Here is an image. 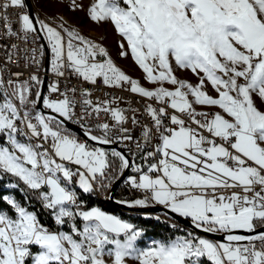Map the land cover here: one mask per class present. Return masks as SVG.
<instances>
[{
	"label": "snow or ice",
	"instance_id": "obj_1",
	"mask_svg": "<svg viewBox=\"0 0 264 264\" xmlns=\"http://www.w3.org/2000/svg\"><path fill=\"white\" fill-rule=\"evenodd\" d=\"M26 7L0 0L5 35H18L8 10ZM72 7L80 5L72 0ZM88 13L114 26L119 56H130L153 87L66 22L53 27L28 12L18 16L25 38L44 33L57 79L45 97L39 76L0 74V180L15 178L8 186L29 201L0 196L7 205L0 207V264H264V0H95ZM85 84L153 102L144 105L150 120L142 125L145 146L137 143L141 163L103 147L133 139L127 129L113 135L129 119L116 106L123 98L94 102ZM101 114L116 125L99 122ZM90 119L94 127L85 124ZM69 122L86 128V139ZM129 169L135 174L125 176ZM122 177L143 196L120 203L162 205L198 231L142 249L143 229L83 206L77 188L91 194ZM32 196L59 227L40 222Z\"/></svg>",
	"mask_w": 264,
	"mask_h": 264
},
{
	"label": "built area",
	"instance_id": "obj_2",
	"mask_svg": "<svg viewBox=\"0 0 264 264\" xmlns=\"http://www.w3.org/2000/svg\"><path fill=\"white\" fill-rule=\"evenodd\" d=\"M26 4V3H25ZM34 6V5H33ZM35 9V16L38 17L40 20L45 21L48 23L45 15L34 6ZM23 12H28V8L25 9H9L8 10V18L12 22L13 31L16 32L18 35L16 36H8L4 34L5 25L2 20H0V74L3 75L5 80L13 79V80H25L30 77V75H37L42 80L43 76H47V85L45 91V97L49 95L48 92V85L55 82L57 77L51 71V50H50V61H49V69L45 72V58H46V47L50 49V46L45 38L43 32H39V34H28L25 38L24 34L21 31V25L18 20V16ZM39 28V27H38ZM12 45H16V48H13ZM33 49L35 52H33ZM11 54L14 59L12 62H8L7 57ZM33 56H35V61L33 60ZM23 73V75L17 77L16 73ZM83 87L90 88L93 95L91 99L95 102L101 99H110L113 97H122L123 99L119 101L118 107L125 110V115L129 117L120 128H114L113 135L121 136L123 135V131L121 129H127L129 134L133 137L130 141H124L123 143L119 144L126 152L129 157H131L136 163H141L140 160L141 151L137 148V143L141 144L142 147L145 146L144 137L142 135V125L148 123L150 118L147 116V113L144 111L145 103H153L152 101H145L141 99L138 95L132 94L126 90L120 88H107L103 85L92 86V85H83ZM110 94V95H109ZM77 100H80L79 93H77ZM155 106V104H153ZM135 110V111H133ZM81 112L80 104H77V113ZM140 121V123L134 124L132 123V117ZM94 119H90L85 121V124L88 126H93L95 124ZM99 122H107L110 126L116 125V121L111 118L110 114L104 115L101 114ZM72 123V122H69ZM80 127L79 124L72 123ZM81 128V127H80ZM84 130H87L84 128ZM76 134L75 132H73ZM80 137V136H79ZM81 139H84L80 137ZM155 144V141H153ZM109 151L111 149H108ZM145 150H151V148L145 147ZM130 170L129 175H134ZM123 184L127 187H130L127 183L124 182ZM78 190V188H77ZM100 188H97L95 192L91 193L93 196H100ZM78 193V192H77ZM142 196L143 193L141 192ZM79 195V194H78ZM138 197V198H142ZM80 197V195H79ZM136 198V199H138ZM135 200V199H134ZM80 201L85 204L84 200L80 197ZM126 201H133V200H126ZM155 205V204H153ZM151 206V205H150ZM131 215H141L144 217H148L155 222L167 224L171 227L172 224H177L182 234L184 231H195L189 227H186L181 222L175 220L172 216L167 213H141L135 211H128L123 210ZM159 217V219H156ZM172 228V227H171ZM173 229V228H172ZM175 230V229H173ZM200 235H203L199 233Z\"/></svg>",
	"mask_w": 264,
	"mask_h": 264
},
{
	"label": "rangeland",
	"instance_id": "obj_3",
	"mask_svg": "<svg viewBox=\"0 0 264 264\" xmlns=\"http://www.w3.org/2000/svg\"><path fill=\"white\" fill-rule=\"evenodd\" d=\"M31 2L35 7L42 11L51 26L59 27L61 23L66 22L65 27L70 26L85 37L104 46L109 51L110 55L118 64V66L121 67V69L124 70L128 75L135 79H139L141 84L145 87H153L143 79L142 71L138 68V66L135 65L130 56H119L120 49L118 42L121 40V37L115 31L114 26L107 21L97 23L89 18L88 10L95 0H75L76 4L80 5V7H76L75 9L72 7V0H31ZM178 75H180L182 78L191 80L193 83L196 82L195 78L189 72L178 70ZM125 221L131 223L128 220ZM132 224L137 228L142 229L138 224ZM176 235H181V233ZM154 239L159 240L160 238H153L143 234L141 240L138 241V246L142 249L147 248L151 246V242ZM127 264H138V262L133 259H128Z\"/></svg>",
	"mask_w": 264,
	"mask_h": 264
},
{
	"label": "trees",
	"instance_id": "obj_4",
	"mask_svg": "<svg viewBox=\"0 0 264 264\" xmlns=\"http://www.w3.org/2000/svg\"><path fill=\"white\" fill-rule=\"evenodd\" d=\"M15 182H16L15 178L12 177H5L3 180H0V196L12 195L21 203H25V204L29 203L28 200H25V196L28 195L27 193L21 192L18 189H13L8 186L10 183H15ZM23 187L24 186L21 184V188ZM100 190H101L100 196H93L92 194L89 193L84 194L80 190H77L78 194L85 202L83 206L86 209H90L92 207L97 206L106 212L117 214L121 218L128 220L131 223L138 224L144 230L145 235L151 236L153 238L165 239L169 236H174L178 233L182 234V231L173 230L167 224L155 222L152 219L141 215H131L127 212H124L122 209L118 208L114 203H111L106 200L109 187L100 188ZM141 196L142 194L140 191L125 186L123 182L115 193V197L120 200L121 199L134 200ZM30 204H31V209H35L37 211L40 222L42 224L49 227V229L51 230H55L57 227H59L55 224L54 218L41 208V205L37 202L34 196L30 197ZM0 207H7V205H5L3 201H0Z\"/></svg>",
	"mask_w": 264,
	"mask_h": 264
},
{
	"label": "water",
	"instance_id": "obj_5",
	"mask_svg": "<svg viewBox=\"0 0 264 264\" xmlns=\"http://www.w3.org/2000/svg\"><path fill=\"white\" fill-rule=\"evenodd\" d=\"M25 3H26L27 8H28V13L35 19L36 18L35 9H34V6H33L32 2H31V0H25ZM37 27H39V25H37ZM49 61H50V49L48 47H46V58H45V67H44L45 72H47L48 69H49ZM42 80L44 81V86L42 88V92H43V95H45L46 85H47V76L44 75ZM39 107H41V106L38 105V108ZM44 111L47 112L48 110H44ZM68 127L73 132H75L78 136L86 139V137L84 136V132L86 130H84V129H82V128H80L77 125H74L72 123H69ZM89 142H91V141H89ZM91 143H94V142H91ZM96 146H99V145H96ZM103 147H105L107 150L115 148V149H117L119 151H122V152L126 153L125 150L117 143H114L112 145H105ZM129 174H130V169L129 170H125V176H127ZM123 180H124V178L122 177L120 180L114 181L112 183V185H111V187H109V190H108V193H107V199H106L107 201H109L111 203H114L118 208H120L122 210L135 211V212H141V213H167L170 216H172L175 220L181 222L186 227H189V228L193 229L190 221L186 220L185 218H181V217L176 216L175 214H173V213L169 212L167 209H165L162 205L155 204V205H151V206H149L147 208H139V207L132 208V207H129L127 204L120 203V201H126V200L117 199L115 197V193H116L117 189L121 186ZM78 190H80V189L78 188ZM80 191L82 192V190H80ZM84 194H87V193H84ZM195 231H198V230H195ZM200 233L205 235L202 232H200ZM213 238H215V237H213Z\"/></svg>",
	"mask_w": 264,
	"mask_h": 264
}]
</instances>
